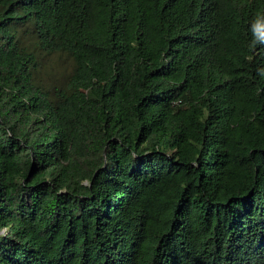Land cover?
<instances>
[{
  "label": "trees",
  "instance_id": "16d2710c",
  "mask_svg": "<svg viewBox=\"0 0 264 264\" xmlns=\"http://www.w3.org/2000/svg\"><path fill=\"white\" fill-rule=\"evenodd\" d=\"M0 264H264V0H0Z\"/></svg>",
  "mask_w": 264,
  "mask_h": 264
}]
</instances>
